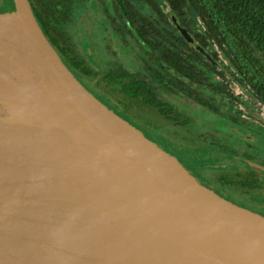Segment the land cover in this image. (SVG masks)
<instances>
[{
  "label": "water",
  "instance_id": "1",
  "mask_svg": "<svg viewBox=\"0 0 264 264\" xmlns=\"http://www.w3.org/2000/svg\"><path fill=\"white\" fill-rule=\"evenodd\" d=\"M11 2L0 13V122L11 126L0 153L26 158L17 172L32 182L0 188V264H192L183 250L204 264H264V215L220 197L96 98L58 58L28 0ZM6 25H21L26 43L14 46Z\"/></svg>",
  "mask_w": 264,
  "mask_h": 264
},
{
  "label": "trees",
  "instance_id": "2",
  "mask_svg": "<svg viewBox=\"0 0 264 264\" xmlns=\"http://www.w3.org/2000/svg\"><path fill=\"white\" fill-rule=\"evenodd\" d=\"M33 1L37 0H28L33 17L63 64L96 98L139 127L143 123L138 111L150 106L158 113L166 108L153 93L151 82L161 86L167 73L168 84L173 87L174 74L179 72L188 80L185 83L176 81L178 88L196 83L193 59L203 60L204 51L201 47H193L192 33L204 30L223 50L233 53L229 55L231 59L244 65L252 81L263 82L264 0H102L114 12L111 16L103 6L109 19L110 36L140 63V72H131L113 57H108L104 69L89 64L69 33L60 30L61 26L72 22L70 15L75 0H38L42 6L37 10ZM11 8L8 0L3 10ZM148 10L150 13L146 14ZM36 11L40 12L41 19L35 15ZM46 13L51 14L54 26L44 17ZM152 14L157 15V19ZM183 15H188L187 22ZM180 28L186 31L188 39L181 34ZM261 93L264 97V89ZM252 175L232 180L233 190L248 198L225 197L264 215V188L255 174ZM220 180L224 179L220 177Z\"/></svg>",
  "mask_w": 264,
  "mask_h": 264
},
{
  "label": "flooded vegetation",
  "instance_id": "3",
  "mask_svg": "<svg viewBox=\"0 0 264 264\" xmlns=\"http://www.w3.org/2000/svg\"><path fill=\"white\" fill-rule=\"evenodd\" d=\"M40 6L42 5L38 0L33 1L35 10L40 9ZM1 11L3 10L0 9ZM35 15L41 19L39 11H36ZM44 17L50 26H54L51 14L46 13ZM191 36L193 47H201L203 55L208 56L205 58L201 54L203 60L193 59L196 71L193 76L196 83L178 88L179 83L175 82L185 83L188 78L177 72L174 74L176 80L173 87L168 84L167 73L164 74L166 81L163 80L161 86L157 85L164 93L179 100L180 106L160 99L154 90L155 84L151 83L153 93L166 104L163 112H158L159 118L167 122L164 129L174 130L173 138L165 137L172 141H167L166 144H170L173 151L167 145L164 146L178 157L182 156L183 161L198 178L217 194L222 197L248 198L233 190L235 183L232 180L255 174L264 188V146H259L260 141L264 140V97L261 93L264 89V76L261 78L263 82L252 81L244 65L231 59L229 55L233 53L223 50L204 30L201 33H192ZM214 78L217 79L216 82H213ZM181 104L195 107L194 109H199L203 115H188L181 110ZM150 109L151 107L147 106L142 112H137L140 122L143 123L140 127L146 134L154 130V127L146 125L145 118L149 119V116L157 113ZM208 119L213 122L209 124L213 130L201 131ZM245 129L249 131L246 132ZM182 131L191 137H187ZM217 132L221 141L214 140ZM195 151H200L208 160L203 164L195 163ZM220 177L224 180L221 181ZM234 193L238 195L235 196Z\"/></svg>",
  "mask_w": 264,
  "mask_h": 264
},
{
  "label": "rangeland",
  "instance_id": "4",
  "mask_svg": "<svg viewBox=\"0 0 264 264\" xmlns=\"http://www.w3.org/2000/svg\"><path fill=\"white\" fill-rule=\"evenodd\" d=\"M7 2L8 0H0L1 10L4 9ZM11 5H12V2H11ZM104 5L107 8L109 14L113 16L114 12L112 11V7L108 3L103 4L102 0H75L72 3L71 15H70L72 16V22L71 23L68 22L66 25L61 26L60 30L61 31L64 30L69 33L70 37L73 40V43H75L77 48L80 50V52L86 56L89 64L93 66V68H103L104 69L106 67V62H107L108 57H113V59L115 58L117 60L116 62L120 63L121 65H123L125 68H127L131 72L142 71L140 63H138V61L133 56L126 53L122 48H120L119 46L120 43L117 40H114L110 36V33H109L110 24H109V19H107V17L104 14V9H103ZM4 12H8V11L3 10L0 13H4ZM149 13H150V10L146 11V14H149ZM152 15L154 18L157 19V15L155 14H152ZM183 18L185 22L188 21V15H183ZM3 41L5 42V39L0 37V45L4 43ZM128 41L132 42V39L128 38ZM216 78L218 79L217 76ZM216 78H214L213 82L217 81ZM76 79L84 86V84L78 78ZM8 84L13 85L12 83H9V82ZM157 85L158 84H155L154 90L159 94L160 99L165 100L166 102H169L172 105L176 104L177 106H180L179 100L175 99L171 95H167L166 93H164ZM114 105L117 106V108H119V106L116 103H114ZM181 105H182L181 110L184 111L188 115H191L193 117L203 115V113L199 109H194L195 107H192V106L187 107L183 104ZM151 109L153 111H157L156 109H153V108ZM115 112L118 113L117 111ZM210 120L211 119L207 120V122L205 123V128H201V131L213 130V127L209 125L213 123ZM144 121L146 125H153L154 127V130H150L146 134V137L152 140L153 142L158 143L163 148H165L167 151L175 155V153L172 152L173 150L170 147L171 145L166 144L167 141H171L168 138H165L166 136L170 138L174 137L173 129H168L167 131L164 129V127L167 125V122L164 121L162 118H159L158 113H156V115L154 114L152 116H149V119L145 118ZM140 129L143 130L141 127ZM245 130L246 132L249 131L247 129ZM182 132H184L183 134L186 135L187 137L189 138L191 137L185 131H182ZM219 132H217L218 135L214 138V140L216 141H221L220 139L221 136ZM164 145H167V147L170 148V150L172 151L167 149ZM259 146H262V147L264 146V140L260 141ZM177 158L181 160L182 162H184L183 161L184 159L182 158V156L180 157L177 156ZM25 159L26 158L21 157V156L19 157L9 156L7 153H4V151H1L0 153V173L3 170L7 174H12L9 176H16L18 178L12 179L9 176L1 177L0 188H6L12 185L9 189H13L14 187H18L17 185H21V184H22L21 188H24L26 184L28 185L30 184V182H32V179L30 177L27 178L26 176H23L24 177L23 178L17 172V170L19 169L22 170L25 167L24 165L26 163ZM207 160L208 159L204 157V155L200 151L194 152L193 161L195 163L203 164V162H206ZM203 184L205 185V183ZM205 186L210 188L207 185ZM218 195L222 197L220 194ZM222 198L226 199L225 197H222Z\"/></svg>",
  "mask_w": 264,
  "mask_h": 264
},
{
  "label": "bare ground",
  "instance_id": "5",
  "mask_svg": "<svg viewBox=\"0 0 264 264\" xmlns=\"http://www.w3.org/2000/svg\"><path fill=\"white\" fill-rule=\"evenodd\" d=\"M20 3H21L22 6L24 5V4H22L21 1H20ZM3 31H4V34L9 38V40L11 41V43L14 46L17 45V42H19V43H26V35H25L24 29H23V27L21 25H14V26H8V25H6L4 27V30ZM14 43H16V44H14ZM7 80H9V79H7ZM8 82L9 83H12V81H8ZM9 124L10 123L4 122V121L0 122V132L10 131L11 130V126ZM10 200H11V198H9V201ZM40 207H41V203H39L37 206H35V209L38 210V209H40ZM76 223L77 222H73V221L67 222V224H76ZM82 232L83 231L81 229H76L75 230V233H82ZM83 234L86 235V233H83ZM40 239H42L43 241H45V243H44V246L39 250V253H40L41 256L42 255L43 256H46L47 253L44 254L43 251L46 250V249L49 250V246L51 245L49 243H51V239H50L49 236L48 237H45V238H40ZM0 241H2V240L0 239ZM71 247H73V246H71ZM80 252H82V250H80ZM182 253L185 255L186 262H192V264H204L205 263V262H201V260L199 259V256L196 255V253L192 252L191 250H183ZM81 255L82 254L79 255V259L78 260H79V262L82 263V262H84V260L80 257ZM4 260L5 259L1 258V256H0V261H4ZM92 262H95V261H92ZM91 264H94V263H91Z\"/></svg>",
  "mask_w": 264,
  "mask_h": 264
}]
</instances>
